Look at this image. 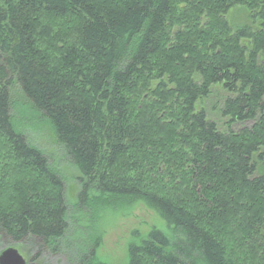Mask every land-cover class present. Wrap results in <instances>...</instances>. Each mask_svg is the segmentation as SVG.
Segmentation results:
<instances>
[{
	"label": "trees",
	"instance_id": "obj_1",
	"mask_svg": "<svg viewBox=\"0 0 264 264\" xmlns=\"http://www.w3.org/2000/svg\"><path fill=\"white\" fill-rule=\"evenodd\" d=\"M236 7L256 26L233 27ZM15 94L78 171L74 204ZM139 206L156 221L128 264H264V0H0V238L110 264L105 229L70 215ZM72 226L92 237L74 256Z\"/></svg>",
	"mask_w": 264,
	"mask_h": 264
},
{
	"label": "rangeland",
	"instance_id": "obj_2",
	"mask_svg": "<svg viewBox=\"0 0 264 264\" xmlns=\"http://www.w3.org/2000/svg\"><path fill=\"white\" fill-rule=\"evenodd\" d=\"M228 13L227 16L230 23L235 28L242 26L244 23L256 26V24L253 23V18H250L247 11L241 7H236ZM225 94L226 93L223 92L222 89H216L207 99V102H205V107L207 108L210 117L219 120L221 124L222 120L220 118L221 115L219 114V109L221 108L222 97ZM15 95L17 97L14 96V99L17 102H15L16 108L12 118L16 123L17 129L24 132L34 145L41 148L46 154H48V156H51L50 163L53 169L57 168L61 173L64 194L66 198L74 204L79 191V184L77 181L78 171L69 164L65 159V155H62L60 147L56 144L50 128L48 126L38 128L40 126L39 124L35 127L34 117L30 115V112L28 111L29 107L24 105L26 101L20 96V94ZM252 124L251 121L235 124L234 129L240 130L244 127L250 128ZM70 216L75 218V222L79 225L85 224L82 226V231L90 232V229H88L89 225L95 227L98 225V228L101 226L105 229L103 244L99 250V254L110 264H128V245L137 242L139 237L143 236V234H145L156 221L155 214L143 206L136 207L127 216H111L109 220L107 218L103 219V222H100V220L97 222L93 219L92 213L87 209H82L79 212L72 211ZM85 221H87V223ZM82 231L77 229V227L72 226V231L70 233L71 238L69 240H73L75 244L74 246L66 248L71 256H74L77 244L79 247L81 246L83 248L86 246L85 241L87 242V240L92 239L90 234H86V232ZM25 241L27 245H22V248L18 249L25 259L30 261V264H69L64 259L68 256L62 257L59 255H52L48 250L41 251V245L34 239H26ZM9 246L17 248L16 243L11 239L7 237L3 239L0 238V253Z\"/></svg>",
	"mask_w": 264,
	"mask_h": 264
},
{
	"label": "water",
	"instance_id": "obj_3",
	"mask_svg": "<svg viewBox=\"0 0 264 264\" xmlns=\"http://www.w3.org/2000/svg\"><path fill=\"white\" fill-rule=\"evenodd\" d=\"M0 264H27L18 248L9 246L0 253Z\"/></svg>",
	"mask_w": 264,
	"mask_h": 264
},
{
	"label": "flooded vegetation",
	"instance_id": "obj_4",
	"mask_svg": "<svg viewBox=\"0 0 264 264\" xmlns=\"http://www.w3.org/2000/svg\"><path fill=\"white\" fill-rule=\"evenodd\" d=\"M27 264H30V261L27 260Z\"/></svg>",
	"mask_w": 264,
	"mask_h": 264
}]
</instances>
